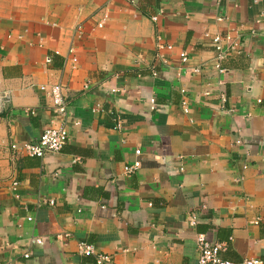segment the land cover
<instances>
[{"label":"crops","instance_id":"1","mask_svg":"<svg viewBox=\"0 0 264 264\" xmlns=\"http://www.w3.org/2000/svg\"><path fill=\"white\" fill-rule=\"evenodd\" d=\"M54 85L68 143L14 151L63 121ZM0 96V264H199L198 235L264 259V0H0Z\"/></svg>","mask_w":264,"mask_h":264},{"label":"built area","instance_id":"2","mask_svg":"<svg viewBox=\"0 0 264 264\" xmlns=\"http://www.w3.org/2000/svg\"><path fill=\"white\" fill-rule=\"evenodd\" d=\"M221 2L222 0H218ZM153 20L157 22L159 17H154ZM221 20V19H220ZM257 35V31L253 32V36ZM209 37V35H207ZM214 50L218 55V59L226 60L230 57L239 56L243 54V44L240 34L234 36L232 33H223L217 34L213 38H211ZM158 49L165 50L171 48L170 45H167L162 37H158ZM70 55L73 57L74 63L78 62V57L75 53V49L72 48L70 50ZM52 62L51 58L47 59V63L50 64ZM165 62V61H164ZM189 62V57L184 55L183 63L186 64ZM41 90L43 92L48 93L53 103V112L57 117H61L63 121L61 123L53 121L51 126L47 128L42 134L39 141L35 143H28L22 147H18L17 145H12V149L14 151H22L26 155L30 157L42 158L46 154L49 153H59L63 150L64 146L68 143L70 139V134L67 126V117H68V109L69 103L65 97V92L61 85H54L51 87L42 86ZM9 97L0 96V114L4 113L7 110V104H9ZM138 156H141L142 152L137 151ZM142 163L140 160L135 162L133 165H128L126 167V172L128 174L135 173L140 167ZM52 206L55 204L54 202L50 203ZM32 220V219H29ZM192 225H195V221H191ZM34 243L41 245L43 244V240L41 238L36 239ZM198 263L199 264H264V259L260 258H248L241 262H230L221 258V253L226 249V245L223 244H214L208 240L206 235H198ZM80 251L85 255L95 254L94 248L88 244H81ZM26 258L30 257V254L25 255ZM98 264H114L113 257L110 255H98L97 256Z\"/></svg>","mask_w":264,"mask_h":264}]
</instances>
